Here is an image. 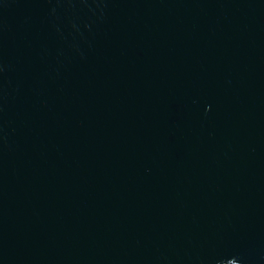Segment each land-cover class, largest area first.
Listing matches in <instances>:
<instances>
[{
	"label": "water",
	"instance_id": "1",
	"mask_svg": "<svg viewBox=\"0 0 264 264\" xmlns=\"http://www.w3.org/2000/svg\"><path fill=\"white\" fill-rule=\"evenodd\" d=\"M0 264H264V0H0Z\"/></svg>",
	"mask_w": 264,
	"mask_h": 264
}]
</instances>
